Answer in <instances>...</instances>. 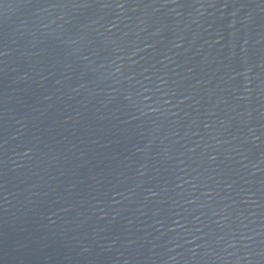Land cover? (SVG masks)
<instances>
[{"label": "water", "instance_id": "95a60500", "mask_svg": "<svg viewBox=\"0 0 264 264\" xmlns=\"http://www.w3.org/2000/svg\"><path fill=\"white\" fill-rule=\"evenodd\" d=\"M0 264H264V0H0Z\"/></svg>", "mask_w": 264, "mask_h": 264}]
</instances>
